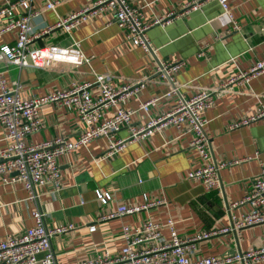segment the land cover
<instances>
[{"label":"crops","instance_id":"crops-1","mask_svg":"<svg viewBox=\"0 0 264 264\" xmlns=\"http://www.w3.org/2000/svg\"><path fill=\"white\" fill-rule=\"evenodd\" d=\"M6 0H0L2 5ZM52 9L45 0H33L32 9L39 14L31 25L40 31L60 17L88 7L93 0H57ZM158 0L143 9L144 21L156 17L167 22L153 23L146 30L152 51L145 52L138 44L127 40L114 21L110 11L99 12L84 21L70 33L54 29L35 38L31 47L37 56L46 57L53 47L65 48L59 57H51L39 66L17 67L0 60V76L7 83L22 84L24 97L44 95L66 89L72 82H91L89 90L95 96L99 85L97 74L106 82L120 86L141 81L138 95L129 97L125 108H136L138 100L162 96L167 85L156 78L157 59L183 61L175 80L181 91L190 96L203 89H214L236 77L239 71H248L258 60L264 59V0H228L233 20L240 26L230 31L231 19L223 12L217 0ZM189 2L190 5L186 6ZM222 34L214 39V34ZM14 31L0 36L1 43H13ZM78 42V47L72 43ZM210 43L206 57H197L198 46ZM41 58V57H40ZM84 58H89L85 63ZM62 63L63 70L55 66ZM228 89L215 95L214 103L203 116L205 131L210 139L211 157L221 162L239 161L220 170L219 188L205 191L203 186L187 178V173L203 165L198 152L190 147L191 134L184 127L167 125L145 138H131L133 129L145 125L147 115L138 111L129 126L114 133L115 139L125 140L115 154L105 156L108 140L100 137L87 147H78L58 159L60 183L57 190L51 185L39 189L38 202L27 199L20 182L3 184L0 181V240L8 234H19L34 224L31 215L37 206L44 213L49 226L73 224V228L51 239V250L58 264H73L93 257L104 249L116 253L123 245L120 228L127 224L137 227L146 218L164 224L172 218L181 237L215 231L230 223L227 204L239 201L245 194L249 180L258 174L264 161V122L257 121L235 129L228 124L250 115L264 106V78L254 76L236 78ZM174 97L161 98L150 109L149 116L157 117L169 111ZM43 127L29 136L32 142L63 136L74 139L82 130V123L70 105L59 101L40 107ZM3 130L0 128V137ZM95 189L109 192L112 198L105 205L96 199ZM161 196L166 203L141 209L118 217L97 220L98 214L115 211L120 204L136 205L142 194ZM243 207L231 212L238 214ZM96 225L89 231V225ZM165 239L170 230L161 228ZM264 244V226L244 227L237 233L217 232L195 242V256H221L227 251H245ZM41 255L38 256L40 258ZM237 264V263H233ZM254 264H264L258 261Z\"/></svg>","mask_w":264,"mask_h":264},{"label":"built area","instance_id":"built-area-1","mask_svg":"<svg viewBox=\"0 0 264 264\" xmlns=\"http://www.w3.org/2000/svg\"><path fill=\"white\" fill-rule=\"evenodd\" d=\"M33 0H6L0 5V36L14 31L13 43L0 44V60H5L17 67L39 66L51 57H59L65 48L53 47L48 50L46 57L37 56L31 47L32 41L42 33L60 29L65 33L87 21L99 12L110 11L114 21L123 32L124 37L150 53L151 47L146 37V30L153 23L167 22L174 13L168 12L167 18L156 17L151 23L144 21L143 9L149 8L158 0H93L88 7L60 17L56 22L40 31H35L31 25L33 17L39 11L32 9ZM196 7L200 4L191 0ZM222 10L231 19L232 25L226 33L239 30L240 26L233 20L228 0H217ZM45 7L52 9L57 0H45ZM190 3L187 2L186 6ZM222 34H214V39H220ZM78 47V42L72 43ZM210 51V43L202 42L198 46L197 57H206ZM41 57V58H40ZM85 63L89 58H84ZM183 61L176 59H157L155 76L167 85L162 96H154L147 100H138L136 108H125L129 97L138 95L141 81H131L120 86L105 81L104 75L97 74L95 83L99 92L93 95L89 90L91 82H72L66 89L55 90L44 95L24 97L21 95L22 84L12 81L10 84L0 76V181L3 184L20 182L27 199L38 202L39 189L51 185L57 190L60 183V167L58 159L73 152L78 147L87 145L100 137L108 140L105 156L117 153L125 140L115 139L114 133L122 127L129 126L138 111L147 115L145 125L133 129L131 138H145L154 131H160L167 125L184 127L191 134L190 147L195 149L203 160L211 157L210 139L205 131L207 124L204 112L214 103L215 95L228 89L227 84L236 78L262 76L264 78V59L256 61L248 71H239L236 77L227 80L214 89H203L186 96L181 91V85L175 80V74L180 70ZM63 70L62 63L55 66ZM141 82V83H140ZM174 97L173 107L157 116H149L150 109L161 98ZM59 101L73 107L82 123V130L74 139L55 136L40 142H32L29 136L43 127L40 107L47 102ZM257 121L264 122V106L258 111L244 116L228 124L232 130L242 125ZM233 159L216 162L208 160L200 167L187 173V178L199 182L205 191L219 188L220 170L246 160ZM96 199L101 205L107 204L112 195L102 189H95ZM166 203L161 196L149 197L142 194L140 203L136 205L120 204L115 211L98 214L97 220L130 214L141 209H147ZM237 207H243L238 214L231 212ZM230 223L215 231L181 237L174 227L172 218L162 225L151 218H146L137 227L124 224L120 228L123 245L116 253L104 249L93 257L73 264H254L264 261V244L250 247L245 251L230 250L221 256H195V242L217 232L237 233L249 226H264V161L260 163L257 175L249 180L245 194L239 201L227 204ZM34 224L25 228L21 233L6 235L0 240V264H58L51 250V239L73 228V224L49 226L45 223L44 213L37 206L31 213ZM170 230V238L165 239L161 228ZM89 231H94L96 225H89ZM41 255L40 258L38 256Z\"/></svg>","mask_w":264,"mask_h":264}]
</instances>
